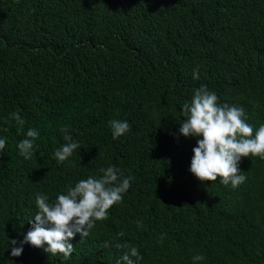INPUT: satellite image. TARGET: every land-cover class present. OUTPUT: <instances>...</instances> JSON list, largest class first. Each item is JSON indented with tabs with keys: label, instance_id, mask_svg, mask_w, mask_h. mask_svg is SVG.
Masks as SVG:
<instances>
[{
	"label": "trees",
	"instance_id": "trees-1",
	"mask_svg": "<svg viewBox=\"0 0 264 264\" xmlns=\"http://www.w3.org/2000/svg\"><path fill=\"white\" fill-rule=\"evenodd\" d=\"M201 85L264 124V0H0V264H126L122 244L133 264H264V160L242 157L236 188L189 171L200 137L178 129ZM113 119L130 131L113 139ZM61 128L80 144L62 163ZM108 166L130 188L69 259L21 243L36 194L54 201Z\"/></svg>",
	"mask_w": 264,
	"mask_h": 264
},
{
	"label": "clouds",
	"instance_id": "clouds-1",
	"mask_svg": "<svg viewBox=\"0 0 264 264\" xmlns=\"http://www.w3.org/2000/svg\"><path fill=\"white\" fill-rule=\"evenodd\" d=\"M199 78L198 69L193 71V79ZM184 120L180 122L179 135L200 137L192 148L189 171L201 182L216 181L236 188L246 181L241 174L239 162L249 155L264 160V124L254 132L252 125L246 123L242 107L220 103L217 94L201 85L193 90L190 101L182 105ZM16 123L23 128L24 120L17 113L11 114ZM113 139L130 131L131 125L126 120L108 121ZM66 143L54 152L55 159L62 163L74 151L80 148L79 142L73 141L66 128ZM38 137L36 129H28L26 138L17 147L21 156L31 159L34 154V140ZM5 139H0V151L5 148ZM101 175L81 179L74 186H69L64 194H58L54 201L44 193L35 196L37 211L29 220L31 228L21 242L41 247L47 254H62L65 260L74 252L69 241L79 233L82 237L89 235L96 222L108 219L109 209L122 202L123 194L130 188L131 176L124 177L119 168L114 166L99 169ZM34 218V219H33ZM118 236H123L120 232ZM16 245L15 240L9 242ZM46 245V246H45ZM107 245V242L105 244ZM128 251L122 256L126 264H133L130 257L142 259L138 249L129 244L117 245ZM22 247H12L10 255L20 256ZM204 259L195 255L194 261Z\"/></svg>",
	"mask_w": 264,
	"mask_h": 264
}]
</instances>
